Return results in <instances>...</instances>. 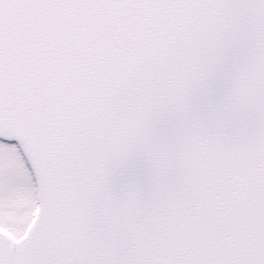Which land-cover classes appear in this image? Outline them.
Listing matches in <instances>:
<instances>
[{
  "label": "snow or ice",
  "instance_id": "1",
  "mask_svg": "<svg viewBox=\"0 0 264 264\" xmlns=\"http://www.w3.org/2000/svg\"><path fill=\"white\" fill-rule=\"evenodd\" d=\"M0 264H264V0H0Z\"/></svg>",
  "mask_w": 264,
  "mask_h": 264
}]
</instances>
